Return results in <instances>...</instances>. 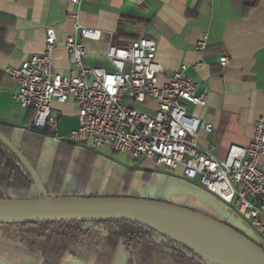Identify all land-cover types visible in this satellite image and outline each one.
Returning <instances> with one entry per match:
<instances>
[{
	"label": "crops",
	"instance_id": "0c3cea01",
	"mask_svg": "<svg viewBox=\"0 0 264 264\" xmlns=\"http://www.w3.org/2000/svg\"><path fill=\"white\" fill-rule=\"evenodd\" d=\"M73 10L70 0H0V130L25 156L35 181L29 192L13 198H134L241 223L200 182L184 178L181 170L169 173L149 159L134 160L108 147L92 149L69 141L79 125L71 101L52 104L57 136L32 128L34 110L16 101L18 88L9 70L42 53L46 30L54 28L53 67L68 74L66 42L74 32ZM79 20L102 31L99 42L86 43L88 66L112 71L106 58L109 45L127 48L141 38L152 39L157 44L160 84L184 69L203 85L206 106L187 105L202 123L214 126L212 134H200L201 145L214 147L222 160L231 146L250 144L256 123L264 118V0H83ZM204 36L207 47L199 52L196 44ZM223 58L228 60L225 66ZM3 193L0 189V197ZM69 239L64 256L50 258L47 239L0 225V264H164L167 257L178 264L161 238L143 242L133 258L123 240L97 230L87 236L71 234Z\"/></svg>",
	"mask_w": 264,
	"mask_h": 264
},
{
	"label": "built area",
	"instance_id": "2783aa9c",
	"mask_svg": "<svg viewBox=\"0 0 264 264\" xmlns=\"http://www.w3.org/2000/svg\"><path fill=\"white\" fill-rule=\"evenodd\" d=\"M82 2L70 0L74 32L66 42L68 74L53 67L54 28L46 30L42 53L9 70L18 88L16 101L22 108L34 110L32 128L57 136L52 104L71 101L77 107L79 125L69 134V141L92 149L108 147L134 160L149 159L169 173L181 170L187 180L199 179L229 210L236 208L235 217L252 232V240L264 247V118L256 123L248 146H231L226 157L218 159L214 147L199 141L201 133H213V124L202 123L187 107L206 106L203 85L184 69L160 84L154 40L141 38L127 48L109 45L106 58L112 71L86 64V43L99 42L102 31L80 22ZM206 40L204 36L196 44L197 51L206 50ZM227 61L223 58L221 64L225 66Z\"/></svg>",
	"mask_w": 264,
	"mask_h": 264
},
{
	"label": "water",
	"instance_id": "95a60500",
	"mask_svg": "<svg viewBox=\"0 0 264 264\" xmlns=\"http://www.w3.org/2000/svg\"><path fill=\"white\" fill-rule=\"evenodd\" d=\"M0 143L26 166L20 150L0 134ZM128 221L180 243L209 264L181 235L217 244L244 264H264V250L238 229L198 211L170 203L134 198L0 199V225L19 223Z\"/></svg>",
	"mask_w": 264,
	"mask_h": 264
},
{
	"label": "trees",
	"instance_id": "16d2710c",
	"mask_svg": "<svg viewBox=\"0 0 264 264\" xmlns=\"http://www.w3.org/2000/svg\"><path fill=\"white\" fill-rule=\"evenodd\" d=\"M0 134L7 138L1 130ZM34 185L35 181L31 169H28L13 152L0 143V189L6 193L14 192L13 196L12 194L5 197L1 196L0 199H14L13 197H17L16 195L19 194L18 192H29ZM7 225L18 228L22 233L34 234L39 238L47 239V252L50 258L55 256L63 257L66 246L70 241L69 235L75 233L87 236L92 230H97L117 240H123L126 248L131 251L132 258L137 247L143 242L162 238L153 231L128 221L19 223ZM84 227L87 229H84ZM52 228L54 230L51 231ZM241 233L244 234L243 232ZM244 235L247 236L246 234ZM163 239L166 241V248L171 257L178 264L206 263L186 246L164 237ZM260 247L264 250L263 246Z\"/></svg>",
	"mask_w": 264,
	"mask_h": 264
},
{
	"label": "bare ground",
	"instance_id": "6f19581e",
	"mask_svg": "<svg viewBox=\"0 0 264 264\" xmlns=\"http://www.w3.org/2000/svg\"><path fill=\"white\" fill-rule=\"evenodd\" d=\"M171 236L182 238L183 240L190 242L209 262L213 264H244L236 255L217 244L188 236Z\"/></svg>",
	"mask_w": 264,
	"mask_h": 264
},
{
	"label": "rangeland",
	"instance_id": "374dc122",
	"mask_svg": "<svg viewBox=\"0 0 264 264\" xmlns=\"http://www.w3.org/2000/svg\"><path fill=\"white\" fill-rule=\"evenodd\" d=\"M196 183L197 182H199V179H197L196 181H195ZM8 195H11L10 193H3V196L5 197V196H8ZM14 194H12V196H13ZM230 210H231V212L234 214V216H236L237 215V213H236V208H234V207H230ZM201 213V212H200ZM224 223H226V224H229V225H231L232 227H235L236 229H238L239 231H241V232H243L244 234H246L249 238H251L252 239V234H251V231L249 230V228H247V227H243V226H241L240 224L241 223H239V222H237L236 223V221H225ZM52 230V229H51ZM93 234H99V233H97L96 231L94 232L93 231ZM160 237H162V236H160ZM162 240H163V242H164V244H165V240L163 239V237L161 238ZM157 249V251L159 252V253H161L160 251H161V247H159V248H156ZM163 255H167L166 253H165V251L163 250ZM203 260V259H202ZM205 261V260H204ZM206 262V261H205ZM163 263L164 264H175L174 262H171L169 259H168V257H167V259H163ZM201 263H203V262H200V264ZM203 264H209L208 262H206V263H203Z\"/></svg>",
	"mask_w": 264,
	"mask_h": 264
}]
</instances>
